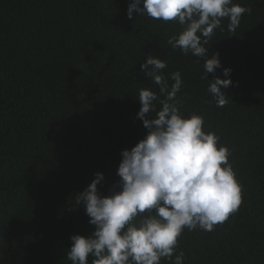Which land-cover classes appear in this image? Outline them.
Instances as JSON below:
<instances>
[{
  "label": "trees",
  "instance_id": "1",
  "mask_svg": "<svg viewBox=\"0 0 264 264\" xmlns=\"http://www.w3.org/2000/svg\"><path fill=\"white\" fill-rule=\"evenodd\" d=\"M130 3L0 0V264H71L70 237L95 231L76 195L96 173L101 195L122 190V151L147 134L139 91L164 98L141 70L148 55L166 62L169 86L180 72L181 114L202 116L203 130L229 149L243 192L239 211L214 231L185 229L173 259L183 252L184 264H264V0H233L249 11L235 31L222 19L204 45L222 65L206 79L203 58L168 44L181 26L129 19ZM216 77L232 80L224 107L208 92Z\"/></svg>",
  "mask_w": 264,
  "mask_h": 264
},
{
  "label": "clouds",
  "instance_id": "2",
  "mask_svg": "<svg viewBox=\"0 0 264 264\" xmlns=\"http://www.w3.org/2000/svg\"><path fill=\"white\" fill-rule=\"evenodd\" d=\"M247 11L233 0H131L127 16L146 14L178 23L181 30L168 44L184 55L203 58L202 78L206 79V73H215L222 65L218 53L206 58L208 47L204 45L221 28L222 19L227 18L228 30L235 31ZM166 67L165 61L153 55L141 64L144 75L159 86L164 98L149 89L139 91L137 116L147 134L131 150L122 151L117 172L122 190L101 195L97 185L104 176L96 173L87 188L76 195L75 203L85 206L95 231L87 237H70L67 259L71 264H89V257H93L92 264H160L162 258L184 264L183 252L173 259L183 231H214L243 203L242 185L229 163V149L218 146L220 138L214 132L203 130L202 116L181 114L182 102L177 98L183 83L181 74L173 72L174 83L169 86L162 74ZM231 71L224 68L223 75L229 77ZM208 81L216 106L224 107L229 99L222 88H228L232 80L216 77ZM152 112L156 113L154 118Z\"/></svg>",
  "mask_w": 264,
  "mask_h": 264
}]
</instances>
